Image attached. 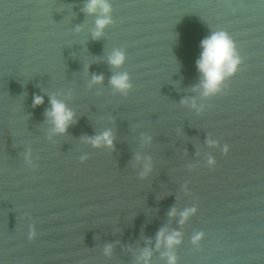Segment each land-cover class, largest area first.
I'll list each match as a JSON object with an SVG mask.
<instances>
[{"label": "water", "instance_id": "1", "mask_svg": "<svg viewBox=\"0 0 264 264\" xmlns=\"http://www.w3.org/2000/svg\"><path fill=\"white\" fill-rule=\"evenodd\" d=\"M88 2L0 0V264H264V0H106L96 38ZM216 31L241 64L205 97Z\"/></svg>", "mask_w": 264, "mask_h": 264}, {"label": "clouds", "instance_id": "2", "mask_svg": "<svg viewBox=\"0 0 264 264\" xmlns=\"http://www.w3.org/2000/svg\"><path fill=\"white\" fill-rule=\"evenodd\" d=\"M85 11L89 14L99 12L101 18L96 20V31L93 33V37H99L101 30L111 23L109 13L111 11L110 5L106 0H89L86 5ZM202 51L200 52L199 59L196 62V67L201 74V88L203 89V95L205 97L214 96L222 91V85L224 81L235 75L241 64V58L236 51V46L233 40L228 36L226 32L216 31L203 39L200 43ZM124 62V55L117 51L109 57V63L114 67H119ZM102 77H93V82H100ZM128 77L126 74L115 76L111 80V84L120 91L127 90L130 85L127 83ZM42 98L35 97L34 104H41ZM52 108L48 113L52 117L55 130L63 133L66 130L68 123L72 120L73 113L66 109L65 105L58 102L55 99L50 101ZM103 141L104 143L111 145V139L109 133H104L103 136L97 137L92 140L93 146H99ZM210 147H216V141H209ZM223 153L228 152V147L225 145L222 148ZM208 165L214 166L215 160L212 157L208 158ZM195 213V209H188L181 213L180 223H183L190 215ZM173 210L170 215H174ZM202 233H198L193 237L192 243L197 244L202 239ZM164 238L165 245L170 249L175 245H178L180 241V233L173 232L170 235L164 236L161 232L158 234V242L160 238ZM147 256V253L145 254ZM168 264H176V258L174 255L168 256Z\"/></svg>", "mask_w": 264, "mask_h": 264}]
</instances>
